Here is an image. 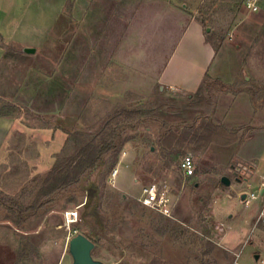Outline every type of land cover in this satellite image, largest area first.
I'll list each match as a JSON object with an SVG mask.
<instances>
[{"label":"rangeland","instance_id":"374dc122","mask_svg":"<svg viewBox=\"0 0 264 264\" xmlns=\"http://www.w3.org/2000/svg\"><path fill=\"white\" fill-rule=\"evenodd\" d=\"M117 1L0 0V264H74L69 243L80 234L104 264H264V182L240 162L241 147L255 136L243 157L254 158L264 173V132L255 130L264 124V0L258 12L246 9L245 0ZM111 13L134 14L133 38L147 33L142 46L126 44L122 22L113 19L111 28L109 19L100 20ZM177 13L184 16L182 28L187 15L197 19L215 49L204 82L207 102L199 103L195 118L223 133L170 156L158 126L147 121L124 138L113 170L111 160L90 178L100 189L99 222L85 220L81 191H63L23 227L7 220L1 199L33 202L60 160L68 131L157 96L160 70L183 32ZM164 94L176 113L187 109L190 94ZM186 156L195 162L190 178L179 169ZM232 167L243 168L247 182H236ZM153 184L168 190L171 218L140 203ZM243 194L249 199L242 201ZM68 211L78 212L71 226Z\"/></svg>","mask_w":264,"mask_h":264},{"label":"trees","instance_id":"16d2710c","mask_svg":"<svg viewBox=\"0 0 264 264\" xmlns=\"http://www.w3.org/2000/svg\"><path fill=\"white\" fill-rule=\"evenodd\" d=\"M205 80L195 94L188 96L189 104L185 105L187 109H182L179 113H176V108L168 107L169 99L159 91L153 100L143 105L113 110L108 115L98 118L92 127L68 131V139L62 149L60 160L42 178L33 202L24 205L17 199H1V203L7 208V220L23 227L24 221L53 203L54 197L63 191L71 193L81 191L87 198L84 206L85 220L99 222L100 189L95 183L90 182V178L106 168L111 160L113 164L110 171L113 170L118 163L119 149L128 134L139 130L147 121L153 122L159 128L157 132L164 136V140L161 141L163 148L168 149L169 153L173 151L176 155L180 148L189 147L191 142L209 141L216 133H223L219 127L207 122L197 124L195 114L200 112L197 107L199 103L207 102L204 98ZM184 113L187 116H184ZM179 121L181 122L178 123ZM173 163L171 159L168 166ZM153 264L167 263L155 260Z\"/></svg>","mask_w":264,"mask_h":264},{"label":"crops","instance_id":"0c3cea01","mask_svg":"<svg viewBox=\"0 0 264 264\" xmlns=\"http://www.w3.org/2000/svg\"><path fill=\"white\" fill-rule=\"evenodd\" d=\"M103 1H106V0H103ZM111 1L114 4L119 3L117 0H111ZM136 11H138V13L142 12L141 10H139V8ZM171 12L174 13L177 11L175 9H172ZM177 14H178L177 25L181 27L180 31H183V32L181 33V38L176 44L169 60H166L163 67L161 68L157 83L160 84L161 89L159 91L161 93H164L166 90H175V91H179V92H183L185 94L191 95V94H195L200 89L203 81L205 80L207 75H209V71L213 65L216 53H215V49L212 46V44L207 42L204 31H203V26L201 23L197 19L187 15L186 21H184V27L182 28L181 22L183 21L184 16L181 17L182 16L181 13H177ZM99 16L101 18L100 20L104 18L106 20L109 19L110 20L109 26L111 28H113L114 26L111 23L113 19H117L118 21L122 22V24H125V27H126L125 32H127V34L130 36L129 39H127L126 44L128 43L131 46L136 45V44H138L139 46L143 45V41L146 39L144 35L145 34L147 35L146 32L138 33V35H142V38L140 37L138 39L133 38V35L135 34L133 28L135 29L136 26H138L137 24H139V23L135 24L134 14H129L127 16L125 15L123 17V16L117 15V13H111L109 14L108 18H106V16L103 14ZM116 16H119V19L116 18ZM81 18L85 20L87 19V16L81 15L80 19ZM123 18H124V21L121 20ZM141 18H144V16ZM170 19H171L170 16L168 19H164L163 25L165 23H169ZM155 20L154 21L156 22V24H159L162 22L160 18V14L156 15ZM80 25L84 26L85 23L80 24ZM145 28L146 26L145 27L142 26L143 30H145ZM124 34L125 33H123L122 35ZM127 34L125 35L127 36ZM141 39H143V41ZM138 40L141 42H139ZM198 47H200L199 54L196 51ZM263 129H264V124L263 125L259 124L255 130L258 131L259 134L260 133L262 134V131L264 132ZM0 137L3 138V140L5 141L4 136H0ZM255 138L256 137L253 136L248 142H246L241 147L240 154L242 158L240 162L243 164L251 165L252 166L251 169H252L254 176H258L264 182V173L260 174V167H259L258 162H256L254 158H246V156L243 157L244 150L247 148L248 144H250L252 140ZM261 195L262 194L260 193V198H262ZM247 199H249V196L245 200Z\"/></svg>","mask_w":264,"mask_h":264},{"label":"built area","instance_id":"2783aa9c","mask_svg":"<svg viewBox=\"0 0 264 264\" xmlns=\"http://www.w3.org/2000/svg\"><path fill=\"white\" fill-rule=\"evenodd\" d=\"M262 0H245L244 6L251 12H258L260 9V3ZM179 169L186 178H190L195 174V162L191 156H186L181 161ZM118 168L114 169L111 180L114 181L118 176ZM142 205L151 208L159 214L172 217V202L168 193V190L159 187L156 184L147 186L142 191V197L139 199ZM66 224L71 226L75 224L78 219V212L68 211L66 212Z\"/></svg>","mask_w":264,"mask_h":264},{"label":"water","instance_id":"95a60500","mask_svg":"<svg viewBox=\"0 0 264 264\" xmlns=\"http://www.w3.org/2000/svg\"><path fill=\"white\" fill-rule=\"evenodd\" d=\"M210 31L209 29L207 30ZM24 52L27 54H34L36 53V49L26 48L24 49ZM222 182L225 185H230L231 181L224 177L222 179ZM247 194L242 195V201H244L247 198ZM95 249V244L88 239L84 235H77L73 239H71L69 243V250L72 255L74 264H104L101 261H97L93 258V251ZM256 261L259 260V255L255 257Z\"/></svg>","mask_w":264,"mask_h":264},{"label":"flooded vegetation","instance_id":"af4514ba","mask_svg":"<svg viewBox=\"0 0 264 264\" xmlns=\"http://www.w3.org/2000/svg\"><path fill=\"white\" fill-rule=\"evenodd\" d=\"M232 169L234 170L233 171V174H234V180L236 181V182H239V183H242V182H247V179H242V177H241V173L244 171V169L242 168H233L232 167ZM250 172H252V170L250 171ZM264 193V192H263ZM263 193H262V195H263ZM248 197V196H247ZM241 198H242V196H241Z\"/></svg>","mask_w":264,"mask_h":264}]
</instances>
